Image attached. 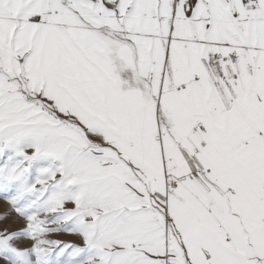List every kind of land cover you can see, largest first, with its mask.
I'll return each mask as SVG.
<instances>
[{
    "label": "snow or ice",
    "instance_id": "6c2138e0",
    "mask_svg": "<svg viewBox=\"0 0 264 264\" xmlns=\"http://www.w3.org/2000/svg\"><path fill=\"white\" fill-rule=\"evenodd\" d=\"M0 264H264V0H0Z\"/></svg>",
    "mask_w": 264,
    "mask_h": 264
}]
</instances>
